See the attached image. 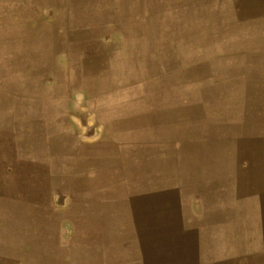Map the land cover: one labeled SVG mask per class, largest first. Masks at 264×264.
<instances>
[{
    "label": "rangeland",
    "instance_id": "obj_1",
    "mask_svg": "<svg viewBox=\"0 0 264 264\" xmlns=\"http://www.w3.org/2000/svg\"><path fill=\"white\" fill-rule=\"evenodd\" d=\"M0 264H264V0H0Z\"/></svg>",
    "mask_w": 264,
    "mask_h": 264
},
{
    "label": "crops",
    "instance_id": "obj_2",
    "mask_svg": "<svg viewBox=\"0 0 264 264\" xmlns=\"http://www.w3.org/2000/svg\"><path fill=\"white\" fill-rule=\"evenodd\" d=\"M117 39V38H116ZM127 48L126 47H122V50H118L115 51L117 55H122L121 53H127ZM126 55V54H124ZM172 58V60H171ZM169 60H171L168 64H171L165 71L164 73H158V64H156V66H154V68L156 69V71H154V74H157L156 77L154 79H160L163 83L164 81V77L165 75H170V74H177L180 71H182V67L179 65H176L175 61H178L177 56L176 57H169ZM129 61L127 59L123 60V64L128 63ZM172 62V63H171ZM119 60L116 61V73L118 74L117 76L114 77V90L116 93H118L116 95L115 98V102H113L111 104L112 108H114V111L112 112V122L117 123L118 129H123V130H131L132 126L130 123V118L134 115H147V116H164L166 113L171 114V115H175L176 113L179 112L180 109V105H167V107L165 106V101L161 100L158 101L155 105H151V106H145L144 108H142L140 105V109H135L132 108V104L135 101L134 97L132 95V89L134 88V86H132V84L129 82L130 80L124 79L121 77L120 74H122L124 71L122 69H124L125 66L119 67ZM127 67V66H126ZM153 68V69H154ZM185 71V70H184ZM124 79V81H123ZM140 98H142L141 95H139L137 97V99L139 100ZM136 99V100H137ZM65 114H67V111L65 112ZM67 116V115H65ZM154 116V117H155ZM61 117H63V114L61 115ZM164 119H161V123H163ZM66 122V120H65ZM64 122V129L63 127L60 128V133H64L65 131H67L68 127H67V122ZM63 124V121H61V125Z\"/></svg>",
    "mask_w": 264,
    "mask_h": 264
},
{
    "label": "bare ground",
    "instance_id": "obj_3",
    "mask_svg": "<svg viewBox=\"0 0 264 264\" xmlns=\"http://www.w3.org/2000/svg\"><path fill=\"white\" fill-rule=\"evenodd\" d=\"M156 76V75H155ZM107 169V168H106ZM96 180V179H95Z\"/></svg>",
    "mask_w": 264,
    "mask_h": 264
}]
</instances>
